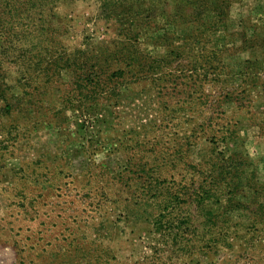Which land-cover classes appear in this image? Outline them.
Here are the masks:
<instances>
[{
	"label": "rangeland",
	"instance_id": "1",
	"mask_svg": "<svg viewBox=\"0 0 264 264\" xmlns=\"http://www.w3.org/2000/svg\"><path fill=\"white\" fill-rule=\"evenodd\" d=\"M0 264H264V0H0Z\"/></svg>",
	"mask_w": 264,
	"mask_h": 264
}]
</instances>
